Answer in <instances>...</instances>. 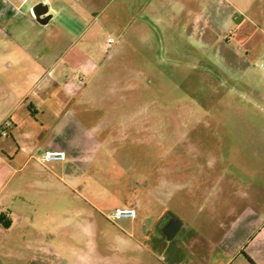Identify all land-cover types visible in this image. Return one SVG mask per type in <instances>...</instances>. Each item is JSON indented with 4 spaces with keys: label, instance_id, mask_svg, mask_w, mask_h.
<instances>
[{
    "label": "rangeland",
    "instance_id": "obj_1",
    "mask_svg": "<svg viewBox=\"0 0 264 264\" xmlns=\"http://www.w3.org/2000/svg\"><path fill=\"white\" fill-rule=\"evenodd\" d=\"M261 8L244 21L243 41L222 32L227 0H212L210 24L200 22L194 40L179 37L175 56L112 29L67 27L69 39L54 45L52 91L26 103L46 97L45 115L0 122L3 146L15 148L14 138L65 153L51 162L21 155L5 171L0 264H206L197 246L219 238L229 211L264 212L255 152L264 146V0ZM82 63L97 67L95 79L74 93ZM28 129L36 136L25 138ZM127 207L135 218H112ZM167 214L180 229L157 244Z\"/></svg>",
    "mask_w": 264,
    "mask_h": 264
},
{
    "label": "crops",
    "instance_id": "obj_2",
    "mask_svg": "<svg viewBox=\"0 0 264 264\" xmlns=\"http://www.w3.org/2000/svg\"><path fill=\"white\" fill-rule=\"evenodd\" d=\"M261 2L227 0L229 9L222 15L223 34L243 41L250 39L244 21L251 23L255 15L261 17ZM36 3L47 6V14L51 17L45 24H39L30 12ZM236 15L240 19H235ZM211 17L212 0H0V92L2 98L14 96L9 100L8 105L12 104V107L7 112L4 111L6 99L0 101V122L6 118L26 121L36 114L45 115V108L52 104L46 97L30 102L29 106L26 103L28 98L34 99L38 94L46 96L52 91L53 59L57 54L54 53V45L59 40L69 39V26L96 25L101 32L112 29L120 40L125 38L128 42L159 44L157 49L152 47L157 57L175 56L181 51L174 42L179 37L188 40L197 38L199 23L206 22L204 26H207ZM234 25L236 31L233 34ZM55 32L57 36L54 38ZM108 39L112 43L106 49ZM112 44L113 38L107 37L102 47L106 54ZM96 70L94 64L82 63L77 77H82L84 84L80 87L75 78L71 91L83 93L87 82L95 79ZM258 93L264 102V91L259 90ZM128 115L129 112L125 111L123 116L127 118ZM16 123L10 128L12 132L19 128ZM21 134L28 139L36 136V132L30 129L23 130ZM14 135L20 134L15 132ZM12 141L15 148L3 146L0 138V194L11 176L9 174L8 178H4L5 171L15 170L11 164L18 156H26L25 163L33 158L39 161L38 154L52 149H42L36 143L18 145L14 138ZM257 144L255 152L263 157L260 170L264 171V146ZM11 152L14 157H11ZM261 185L264 186V182ZM260 202L264 204V198ZM226 219L218 239L210 241L205 238V247L201 243L197 246L198 251L205 249L210 254L206 264H264V212L229 211Z\"/></svg>",
    "mask_w": 264,
    "mask_h": 264
},
{
    "label": "built area",
    "instance_id": "obj_3",
    "mask_svg": "<svg viewBox=\"0 0 264 264\" xmlns=\"http://www.w3.org/2000/svg\"><path fill=\"white\" fill-rule=\"evenodd\" d=\"M22 1H26V0H22ZM111 43L112 40L108 39L106 49L110 48ZM77 83L81 87L84 84V79L78 76ZM64 159H65V153L63 151H46L43 157L40 159V162L63 161ZM135 217H136V210L130 207L116 209L112 215L113 219H121V218L133 219Z\"/></svg>",
    "mask_w": 264,
    "mask_h": 264
},
{
    "label": "water",
    "instance_id": "obj_4",
    "mask_svg": "<svg viewBox=\"0 0 264 264\" xmlns=\"http://www.w3.org/2000/svg\"><path fill=\"white\" fill-rule=\"evenodd\" d=\"M47 6L43 5L42 3H36L32 8H31V14L33 18L39 23V24H45L49 19L50 15L47 14ZM180 227V222L174 221L172 223V228L164 230L163 234L166 237V240L169 241L173 238L175 235L176 231Z\"/></svg>",
    "mask_w": 264,
    "mask_h": 264
},
{
    "label": "flooded vegetation",
    "instance_id": "obj_5",
    "mask_svg": "<svg viewBox=\"0 0 264 264\" xmlns=\"http://www.w3.org/2000/svg\"><path fill=\"white\" fill-rule=\"evenodd\" d=\"M162 219H164L162 223L160 222L156 224V231L158 233V237H156V239H153L156 241V243L166 241V237L164 236L163 231L166 229L168 231V229L172 228V223L174 222L170 214L165 215Z\"/></svg>",
    "mask_w": 264,
    "mask_h": 264
}]
</instances>
